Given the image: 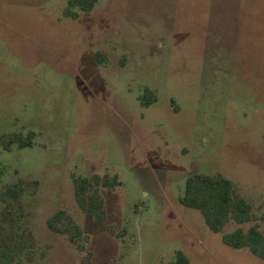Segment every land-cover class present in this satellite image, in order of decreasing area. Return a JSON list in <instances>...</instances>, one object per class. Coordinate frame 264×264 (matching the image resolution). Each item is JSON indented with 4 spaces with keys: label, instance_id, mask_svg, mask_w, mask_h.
<instances>
[{
    "label": "rangeland",
    "instance_id": "1",
    "mask_svg": "<svg viewBox=\"0 0 264 264\" xmlns=\"http://www.w3.org/2000/svg\"><path fill=\"white\" fill-rule=\"evenodd\" d=\"M66 6L0 0V137L35 133L0 147V190L25 182L0 201L15 264H169L179 250L189 264H264L179 202L189 175L222 173L264 211V0H97L77 18ZM74 173L118 175L102 223L78 206ZM58 209L81 249L49 229Z\"/></svg>",
    "mask_w": 264,
    "mask_h": 264
},
{
    "label": "trees",
    "instance_id": "2",
    "mask_svg": "<svg viewBox=\"0 0 264 264\" xmlns=\"http://www.w3.org/2000/svg\"><path fill=\"white\" fill-rule=\"evenodd\" d=\"M97 0H67L64 14L77 18L80 12H90ZM97 61L104 62L101 53L96 55ZM142 105L149 106L157 101V94L146 87L140 97ZM35 133L29 131L14 133L11 136L0 137V147L10 150L13 145L19 147L32 146ZM74 196L78 206L88 214L95 223H102L107 217L103 188L114 189L121 183L118 175L94 174L92 177L82 174H72ZM25 182L19 180L15 185H9L0 190V201L17 199L24 190ZM179 202L189 208L200 211L209 229L221 233L224 244L232 248H248L254 255L264 258V231L259 220L264 221V211L256 216L252 203L237 191L233 180L222 173H193L185 182ZM229 223L237 226L225 231ZM249 224L248 227L244 225ZM49 229L58 234H66L69 242L81 249L79 237L83 235L81 226L72 221L65 209H58L48 219ZM0 264H15L18 250L15 244L3 246L0 243ZM169 264H189L188 256L181 250L176 252L175 259Z\"/></svg>",
    "mask_w": 264,
    "mask_h": 264
}]
</instances>
